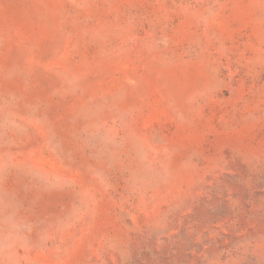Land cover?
I'll return each mask as SVG.
<instances>
[{"label": "rangeland", "instance_id": "374dc122", "mask_svg": "<svg viewBox=\"0 0 264 264\" xmlns=\"http://www.w3.org/2000/svg\"><path fill=\"white\" fill-rule=\"evenodd\" d=\"M0 264H264V0H0Z\"/></svg>", "mask_w": 264, "mask_h": 264}]
</instances>
